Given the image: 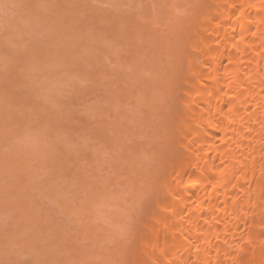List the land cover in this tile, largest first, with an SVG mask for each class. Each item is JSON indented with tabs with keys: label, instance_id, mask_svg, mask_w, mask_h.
<instances>
[{
	"label": "rangeland",
	"instance_id": "374dc122",
	"mask_svg": "<svg viewBox=\"0 0 264 264\" xmlns=\"http://www.w3.org/2000/svg\"><path fill=\"white\" fill-rule=\"evenodd\" d=\"M141 1L142 0H135V1H133V0H0V157H1V155H4V156L6 155L5 157L2 156L4 159L6 158V161L2 160V162H1V159H3V158H0V162H1L0 164H2L4 167V168H0L1 169V171H0V186H1L0 187V195L2 196V197L0 196V226H2V227H0L1 228L0 229V250H1L0 251V264H19V263L20 264H25V263L26 264H37V262L39 264H50V263L51 264H55V263L56 264H63V263L64 264H69V263L70 264H73V263L74 264H94V262H95V264H102V262H104V260H105V259L102 260L103 259L102 255H104V258H106V257L110 258L113 256V254L109 251H113L114 246H115V242L117 240L118 241L125 240V238L128 237L130 235V233H131L130 236H132V234L134 236V234H135V236L138 237V235L140 233H143L145 231V228L143 225L144 221H142L139 218H138L139 220H137L138 216H136V214L138 212H140V210H141L140 213H143V208L145 205H147L149 203L148 201H150V196H148L149 194L145 195L146 193L141 194V192H140L141 190L135 191L136 188L135 189H133V188L135 186H137V188L138 187L140 188V186H141V188H142L144 185L143 184L144 181H142V180L146 179V177H149L150 175L156 176L157 173L160 172V166L158 167L156 164L152 163L153 162V156L152 155L154 154L153 153L154 150L156 151L155 147H156L157 143L160 141V138L158 139V137H157V135H158L157 130L159 128V127L157 128V126L158 125L161 126V124H159L160 122L158 120H162V119H160L161 117H159V115H157L158 111L152 106L151 100H150L152 98V95L154 92V90H153V87L155 88L154 85L156 83L157 84L159 83L158 82L159 79L161 80V77L159 78L158 75L159 74L162 75V72L157 71L158 68L156 69V65L153 64L156 61L158 62V59L157 60L155 59L152 61L150 60L151 58H157L159 56V54L157 51L158 49L155 48V46L152 42L153 41V39H151L152 33H149V32L153 29L156 31L155 33H158L159 28H160L159 34L163 33L164 30L166 32V26L168 25L167 23L173 22V24H174V22H175L174 16H176L178 14V12H179V15H181L183 13H187L188 15L193 16V13H192L193 11L192 12H189V11L186 12V10H188V7H186L187 8L186 10H184L186 4H184V2L182 3V1H181V4H179L178 2H177L178 3L177 4L176 0L168 1V3H167V0H159V1H157V0L152 1L151 0L152 2H149V0H147L148 2L146 0H143L142 2ZM183 1H187V2H185L187 4L189 2L188 0H183ZM156 2H158V3L156 4ZM173 2H175L174 6H173ZM149 3L152 4V6ZM182 4H184V6H183L184 8L181 7ZM146 5H147V7H146ZM157 5H158V7L162 6L161 10L163 9L164 11L162 10V12L158 13L159 8L158 7L156 8ZM148 6H150V7H148ZM163 6H165V7L163 8ZM187 6H189V4ZM145 7H146V9H145ZM173 7H174V9H173ZM166 8L170 10V11H168V13L165 12V10H167ZM120 9L121 10L123 9V10L120 11ZM179 9L182 11V13L179 11ZM130 10L132 12H130ZM135 10H137V11H135ZM176 10H177V12H176ZM145 11L146 12L148 11V12L146 13ZM116 12H117V14H116ZM123 12H125V13H123ZM155 12H157L158 14H155ZM127 13H129V14H127ZM148 13H149V15H148ZM169 13H171L173 15L170 14L168 16ZM130 14L131 15L133 14L132 16H135L133 18H137V19H133V22H136L137 24H139L138 25L139 27H137V28H139V30L142 26L141 25V22H142V24H144L145 26L146 25H147V27L149 26L150 31L148 32L149 29L147 30V28L142 26L141 33H139L138 32L139 30H137V36L135 34L133 35L132 33H136L135 32L136 31L135 26H134L135 23H133L134 27L132 26V24H130L132 21L130 18L132 16ZM159 14H162L161 16L163 19H161V20H163V22L160 20L161 16H159ZM156 15H158V16H156ZM117 16L120 18H118ZM171 16H173V17H171ZM153 17H154V20H156V18H157L158 22L154 21ZM158 17H159V19H158ZM190 17L188 16V18H190ZM180 18H182V17H180ZM121 19H126V21L121 20ZM128 19H129V21H127ZM148 19H149V21H148ZM134 20H139V21H134ZM164 20H165V24H164ZM184 20L186 21V23H188L187 17ZM122 22H125V24ZM151 22H153V23H151ZM157 24H158V27H157ZM189 24H190V22H189ZM123 25H124V27H123ZM130 27H131L132 31L133 30H135V31L132 32L130 30ZM152 27H154V28H152ZM117 28H118V30H117ZM157 28H158V30H157ZM168 28L170 29V27H168ZM113 30H115V31H113ZM162 30H163V32H162ZM151 32H153V31H151ZM76 33H77V35H75ZM126 33H127L129 39L126 36ZM130 33L133 36H136V37H134V39H135V42H133L134 46H133V44L129 45V42L132 43V41H133V40L132 41L130 40V37H131ZM120 34L122 35V36H120L121 39L117 36ZM124 34H125V37H123ZM78 35H79V37H76ZM138 35H140L139 38H138ZM148 35H151V36H148ZM155 35L156 34H154V36ZM122 37H123V39H122ZM74 38H75V40H74ZM152 38H154V37H152ZM150 39L152 40L151 41L152 43H150ZM119 40H121V41H119ZM116 41H117V43H116ZM86 43L88 45H86ZM154 43H156V45L157 44L161 45V43L156 42V40ZM136 45H138V47H141V48H138ZM129 46H131L133 48V51L130 50L132 48H129ZM134 49L135 50L138 49V50H136L137 52H134ZM69 51H70V53H69ZM122 51L125 53V55ZM151 51H154V52L156 51L158 56L156 57L157 54L154 55L155 53L154 52L151 53ZM132 52H134V53H132ZM140 53H141V55H140ZM152 55H154L155 57H152ZM87 56H90V57H87ZM132 57H133V59H132ZM90 61H91V63H90ZM143 62L145 63L146 66L143 64ZM149 62L151 64H150V66H147L149 64ZM99 64H101V66ZM97 65H98V67H97ZM132 65H133V67H132ZM104 68H105V70H104ZM115 69L118 70L119 72L116 71ZM99 71H101V72H99ZM103 71L104 72L106 71L107 73H104ZM112 71H114V72L116 71V72L112 73ZM109 73L112 74V77H111V74H109ZM100 74H101V76H100ZM122 74L124 75V78H123ZM91 75H92V78L90 79ZM113 75H115V77ZM138 75H139L140 80L138 79ZM120 76L122 78H120ZM88 77H89V79H88ZM95 77H99V79L97 78V80H96ZM128 77L129 78L131 77V79H132V77H134V78L132 80L131 79L129 80ZM112 78H114V79H112ZM121 79L122 80L125 79L124 82H122ZM156 79H157V81H156ZM101 80H102V82H101ZM98 81L101 85L98 83ZM109 81H111V82L109 83ZM131 81L134 82L133 83L134 85L132 84ZM140 81L142 82V84L140 83ZM130 83L132 85H129ZM148 86L150 87V89L148 88ZM133 87H135V89ZM106 88H107V90H106ZM130 88H132L133 90L132 89L130 90ZM136 89H138V90H136ZM81 90H82V92H81ZM101 90H102V92H101ZM122 90H123V92H122ZM75 92L77 94H75ZM129 92L131 94H128ZM139 92H140V96H139ZM82 94H84V95H82ZM132 94H133V96H132ZM96 103L98 104V108L96 107V105H97ZM99 105L101 107H103V109H101ZM120 106H122V107H120ZM8 107H10V108H8ZM86 108H88V109H86ZM113 110H115V112ZM63 112L65 113V115ZM105 112H106V114H105ZM150 112H155V113H150ZM90 113H92V114H90ZM9 114H11V115L9 116ZM152 114H154V115L156 114L157 116H154ZM42 115H44V116L47 115V117H44ZM57 115H58V117L55 118ZM128 115L130 117H128ZM60 116H61V118H60ZM62 116H64V117H62ZM67 116H69V117H67ZM141 116H142V118H141ZM53 117H54V119H53ZM105 117H107V118H105ZM158 117H159V119H158ZM40 118H41V120H40ZM62 118H64V120H62ZM103 118H105V120ZM153 118H154V120H152ZM44 120H45V122H44ZM145 120H147V121H145ZM106 121L108 123H106ZM40 122H41V124H40ZM42 122H44L45 124H42ZM55 122H57V123H55ZM150 122H152V123H150ZM33 124H34V126H33ZM138 124H140V125L138 126ZM40 126L41 127L44 126V127H42L40 129L39 128ZM48 127H50V128H48ZM55 127H56V129H55ZM125 127H127V128H125ZM96 128H97V130H96ZM105 128H106V130H105ZM44 130L47 131V133ZM111 131H113V132H111ZM68 132L70 133V136H69ZM151 132H154L155 134L154 133L150 134ZM97 133H100V134H97ZM137 133L139 135H137ZM49 134H50V136H53L55 138L54 142L52 141L54 138L52 137L53 138L52 139L49 136ZM112 134H114V135H112ZM57 135H58V137H57ZM132 135H133V138L135 140L132 139ZM153 135H155V136H153ZM33 136H34V138H33ZM45 137H46V139H45ZM118 139L120 141H122V140H124V141L119 142ZM125 139L126 140L129 139V140L126 141ZM30 140H31V142H30ZM40 140H42L41 141L42 143L39 142ZM114 141H117L118 144H117V142H114ZM122 143L124 145H122ZM28 144H30V146ZM66 144H68V145H66ZM44 145H45V147L46 146L47 147L45 148ZM55 145H59V146L56 147ZM105 145H106V147H105ZM108 145H109V147H108ZM10 146H11V149H10L11 151L9 150ZM77 146H78V148H80V150L77 148ZM100 146H101V148H100ZM111 146H113V147L111 148ZM21 147L23 150H21ZM52 147H54V148H52ZM60 147H61V149H60ZM86 147H89V148H86ZM135 147H136V149H135ZM36 148H37V150H36ZM34 149L36 150V152ZM114 149H115V152H117L116 153L117 155L114 153ZM151 149H154V150H151ZM118 150H120V151H118ZM121 150H123V151H121ZM139 150H141L142 153ZM26 151H28L27 156L24 155V154H26ZM23 152H24V154H23ZM47 152H48V154H47ZM119 152H120V154H119ZM42 153H45V154H42ZM59 153H60L61 158L59 157ZM78 153H79V155H81L80 157H79ZM20 155L22 156V158H24V157L28 158L29 157V159H27V158H25L26 160L21 159V158L19 159L18 156H20ZM112 155H114V156H112ZM140 155H141V157H140ZM7 156H9V158H8L9 162H7ZM64 156L65 157L68 156V157H66L67 159ZM12 157H14L13 159L18 160L17 162L15 161L16 164L13 163L14 160L12 159ZM62 157H64V158H62ZM30 158H32L31 159L32 161H30ZM52 158L54 160L56 159L57 161L52 160ZM76 158H78V159H76ZM113 158H117V160L116 159L112 160ZM22 160H23V162L27 161L23 164V166H22L23 168L21 167V165L23 163ZM69 160H71V161L69 162ZM148 160H149V162H147ZM58 161L60 163H58ZM18 162H20V163H18ZM8 163L10 165H8ZM11 163H13L15 165L12 164L13 167H11ZM30 163H32L31 167L29 166ZM34 163L36 165H34ZM27 164L29 167L27 166ZM47 164H49L50 166ZM79 164H82V165H79ZM2 165H0V166L2 167ZM17 165L20 168L18 170L19 172L21 170L23 171L25 169L26 170L29 169V171H30V172L24 171V172H28L26 175L24 172L23 173H21L22 171L20 172V174H22L21 176H22L24 181H22L21 176H18V174H19L18 172H17V174H15V173L12 174V173H8V171H7V169L9 168V171L12 170V172H13L14 168L17 169V167H18ZM44 165H47V166H44ZM150 165L155 166V167H152ZM5 166H7L6 167L7 169L5 168ZM14 166H17V167H14ZM101 166H102V168H101ZM24 167H25V169H24ZM52 167L55 169L53 170ZM135 167H137V168H135ZM138 167H139V169H138ZM56 168L58 171H56ZM69 168H70V172L68 171ZM94 168H96V169H94ZM152 168H155L156 171H153ZM15 169H14V172L17 171ZM35 169H36V171H34ZM133 169H135V171ZM148 169L153 174L149 175ZM3 170L5 172L7 171V173L3 172ZM53 171L54 172L56 171L58 176L55 175ZM1 172H2V175H1ZM58 172H60V173H58ZM154 172H157V173H154ZM32 173H34V174H32ZM64 173L66 174V177L64 176ZM6 174H8V175L6 176ZM60 174H62V176ZM114 174H115V177L113 178ZM3 175H5V176H3ZM11 175H12V177H11ZM23 175L26 178L28 177L27 178L28 183H27L26 179H24ZM132 175H133V177H132ZM134 175H136L137 177ZM55 177H57V178H55ZM14 178L15 179L18 178L17 179L18 184L16 185V187L20 184H22L23 186L21 187V185H20V186H18L17 189H15L13 187L16 184ZM64 178L66 180H64ZM120 178H122V179H120ZM132 178H134V179L132 180ZM12 179H13V181H12ZM79 179H80V181H79ZM91 179H92V181H91ZM95 179H96V181H95ZM135 179H137V180H135ZM20 180L22 183L20 182V184H19ZM77 180H78V182H77ZM11 181L13 184H11ZM25 181H26L27 186L23 183ZM115 181H116V183H115ZM133 181L136 182L137 184H135ZM75 182H76V184H75ZM35 183H37V186H38L37 188H36ZM61 183H62V185H61ZM82 184L83 185L85 184V186H82ZM112 184H113V186H112ZM133 184H135V186ZM30 185L33 186L34 188L29 187ZM47 185H49L51 187H49ZM79 185H81L82 187ZM127 185H129V186H127ZM42 186H44L45 189L42 188ZM45 186H47V187H45ZM92 186L95 188H93ZM101 186H103V187H101ZM11 187L14 188L15 190L11 189ZM39 187L41 188V191L39 190L40 189ZM89 187H90V189H89ZM18 189L19 190L22 189V190H20L21 195H19L20 193L17 194V192H19ZM16 190H18V191L15 193ZM42 190H44V191H42ZM26 191H29L30 193L29 192L26 193ZM12 192H13V194H12ZM1 193H3L5 199L3 198V195ZM49 193H50L51 197L47 196V195H49ZM93 193H95L96 196H93L94 195ZM14 194H16V195H14ZM44 194H45V196H44ZM56 194H58L59 198H57ZM66 194H67V196H66ZM83 194H85V195H83ZM126 194H127V196H126ZM136 194L139 197H137ZM25 195H27V196L25 197ZM28 195H30V197ZM6 196H7L8 200L11 198L12 199L8 202ZM9 196H10V198H9ZM12 196L15 198L16 197L18 198V196H19V199H17V198L14 199ZM34 196H35V198H34ZM20 197H22V199L25 200L24 204H23L24 201L20 200ZM28 197H29V199H26ZM133 197H135V199ZM2 199H3V201H1ZM13 200H15V201H13ZM16 200H18L19 202L21 201L20 203H22V204L17 203L18 201H16ZM29 200H31V201H29ZM33 200H35L37 203ZM38 200L40 201V204H39ZM63 200H65V202ZM138 200H140V201H138ZM12 201L15 203H12ZM62 202H64L66 205L63 204ZM146 202H148V203L146 204ZM10 203H11V205H10ZM105 203H106V206L110 207L109 210L107 209L109 207L105 208ZM151 203L152 204L149 205L150 207L148 206L149 209L155 207V204L153 202H151ZM12 204H14V206ZM16 204H18L19 207L23 208L24 212L26 211V213H24L23 210H21V208L19 209L18 205L15 206ZM61 205H63L64 207ZM81 205H82V207H81ZM92 205H95V207ZM26 206L27 207L29 206V208H27ZM87 206H88V209H87ZM14 207L17 208L16 211H14L16 209ZM34 207L36 209H33ZM92 208H94L95 210H93ZM148 208L145 206L144 209L147 210ZM1 209H2V211H1ZM31 209L33 210V212H31ZM79 209H80V212H78ZM36 210H37V212H39V215H38V213H36ZM86 211H87V213H86ZM104 211H105V214H104ZM134 211H135V213H134ZM27 212H29V213L27 214ZM30 212L32 213V215L36 214L37 216H35V215L32 216ZM84 212H85V214H84ZM22 213H24V215ZM48 213H50L51 215ZM20 214H22V215H20ZM13 215H15V216L18 215V216H16V218H15V216H13ZM41 215H42V218H41ZM10 216H13V218ZM19 216L20 217L22 216L23 218H20ZM67 218L69 221H67ZM12 219H14V220H12ZM30 219L31 220L33 219V221H30ZM47 219L49 220V222ZM24 221L25 222L27 221L26 222L27 224ZM14 222H16L17 224ZM70 222H72V223H70ZM122 222H124V223H122ZM120 223H122V224H120ZM55 224H57V225L55 226ZM15 225H17V226H15ZM23 225L26 227L23 228L24 227ZM42 225H45V226L42 227ZM53 225H54V227L51 228ZM72 225H74L75 227L74 226L72 227ZM115 226H116V228H115ZM45 227H46V230H45ZM47 227H49V228H47ZM87 227L88 228L90 227V229H88ZM55 228L58 230L56 231ZM72 228L75 230V232L73 231ZM42 229H44V230H42ZM103 229H104V231H103ZM17 230H18V232L22 231V232H20V235L17 234L18 233V232H16ZM32 230H34V231H32ZM6 232H8V233H6ZM32 232L34 233V235L31 234ZM50 232L53 234L51 235ZM23 233H25V234H23ZM114 233L118 234L119 237H118V235H115ZM14 234H16V235L13 236ZM21 234H23V235H21ZM28 234L32 235V236H29ZM54 234H56V236ZM65 234H67V235H65ZM6 235H7V237H6ZM24 235H26L27 237L29 236V237L26 238V236H24ZM73 235H75V236H73ZM88 235L91 237V239H90V237H88ZM113 235H114V238H113ZM60 236H61V238H60ZM66 236L68 238H66ZM31 237H32V239H31ZM55 237H57V239ZM71 237H73V238H71ZM93 237L94 238L97 237L99 240L97 238L94 239ZM121 237H123V238H121ZM13 238H16L15 240L17 242H15V244H13L15 241ZM47 238H49V240ZM74 238H75V241L77 240V243H75V245H74V243L72 244V242H75ZM120 238H121V240H120ZM8 239H10V240H8ZM54 239H56V240L59 239L60 241L56 242V240H54ZM72 239H73V241H72ZM64 240H65V243L63 242ZM81 241H83V242H81ZM20 243L23 245H19ZM29 243H31V245ZM57 243H58V246L56 245ZM63 243L67 244V246L65 245V247H64ZM68 243L71 244L72 248L69 247ZM78 243H79V246H78ZM39 244H40V246H38ZM48 244L50 246H48ZM52 244H54V245H52ZM24 245H25V248L22 249ZM80 245H82V246H80ZM74 246H76V247H74ZM57 247L59 250L57 249ZM77 247H79V248H77ZM81 247H83V248L86 247V248L83 249ZM97 247H99V248H97ZM33 248L35 249V252H34ZM42 248H44V249H42ZM70 248L72 249L73 252L70 250ZM97 249L99 252L97 251ZM26 251H29V252L27 253ZM35 253H37V254L42 253L44 255L39 254L36 257ZM64 253H65V255H64ZM73 253H74V255H73ZM6 254H7V257L5 256ZM79 254H80V257H79ZM33 255H35V256H33ZM40 255H42V256L49 255L50 257L49 256L48 257H41ZM62 255H63L64 259L62 258ZM18 256L23 261L21 259H19ZM38 256H39V258H38ZM58 257H60V259ZM3 258L4 259L6 258V260H4ZM42 258H44V259H42ZM34 259H36V261ZM18 260H21V261H18ZM24 260H27V261H24ZM49 260L53 261V262H50ZM61 260H62V262H60ZM28 262H30V263H28Z\"/></svg>",
	"mask_w": 264,
	"mask_h": 264
},
{
	"label": "bare ground",
	"instance_id": "6f19581e",
	"mask_svg": "<svg viewBox=\"0 0 264 264\" xmlns=\"http://www.w3.org/2000/svg\"><path fill=\"white\" fill-rule=\"evenodd\" d=\"M133 1H135V0H133ZM152 1L149 0V2H152ZM157 1H159V0H157ZM168 1H171V0H167V3H168ZM172 1H174V0H172ZM181 1H182V3L184 2V4H186L184 10H186L187 9L186 7H188V10H186V12H188V11L192 12L193 11L192 12L193 16L188 15L187 13H183V14H181L182 15L181 16V15H179V12H178V14L176 13L177 12V10H176L175 13L177 15L175 14L176 16H174L175 17L174 24H173V22H169V23L166 22L168 24L167 26L165 25L166 26V32H165V30H164V32L162 30L163 33H160L161 35L159 34L160 28H159V30L157 28L158 33H155L156 31L152 29L151 31H153L154 32L153 33L150 31L149 26L147 27V25L145 26L141 22V25L144 26L145 28H147V30L149 29L148 30V32L150 31L149 33H152V36L148 35V36H151V39H153V41L150 39V43L153 42L155 48L158 49L157 51H158L159 56L156 53V51L155 52L151 51V53L152 52L155 53L154 55L157 54L156 57L157 56L158 57L157 58H151L150 60L152 61V60L158 59V62L156 61L153 64L156 65V69L158 68L157 71L162 72V75H160V74L158 75L159 78L161 77V80L159 79V81H158L159 83L158 84L156 83L154 85L155 86V88L153 87L154 92H153L152 98L150 99L152 106L158 111L157 115H159V117H161L160 119H162V120H158L160 122L159 124H161V126H159V125L157 126V128L159 127L157 130L158 131L157 137H158V139L160 138V141L157 143V145L155 147L156 151L154 149H151V150H154V152H153L154 154L152 155L153 156V162L152 163L156 164L158 167L160 166V172H158V171H157L158 173L154 172V173H157V175L151 176L150 174H153V173H151L148 169L150 176L147 174L149 177H146V179L142 180V181H144V183H143L144 188L143 187L141 188V186H140V188L139 187L137 188V186H135V184H137V183L133 181L135 183V184H133L135 186L133 189L136 188L135 191L141 190L140 191L141 194L142 193H144V194L146 193L145 195L149 194L148 196H150V201L155 204V207L149 209L148 206L151 205L152 203L150 201H148L150 204L148 202H146V204L147 203L148 204L145 206L148 209L147 210L144 209L145 208V206H144L143 213H140L141 212V210H140V212H138L136 214V216H138L137 220L141 219L142 221H144L143 225H144L145 231L143 233H140L138 235V237H136L135 234H134V236H133V234H132V236H130L131 235V233H130V235L128 234L129 236L126 237L127 239L125 238V240H123V241H118V240L116 241L115 240L116 242H115L114 249L112 248L113 251H109L113 254V256L110 258H108V257L104 258V255H102L103 259L102 258L101 259L102 260L105 259V260H104V262H102V261L101 262H102V264H264V0H188L190 2V3L188 2L189 6H187L188 4L185 3L187 1H183V0H176V3L178 2L179 4H181ZM157 3L158 2H156V4ZM174 3L175 2H173V6H174ZM184 4L181 5L182 8H184L183 7ZM150 5L152 6V4H150ZM146 7H147V5H146ZM146 7H145V9H146ZM148 7H150V6H148ZM157 7H158V5L156 6V8ZM161 7L160 6L158 7L159 8L158 13L162 12L163 9L161 10ZM164 7L165 6H163V8ZM173 9H174V7H173ZM122 10L120 9V11H122ZM135 11H137V10H135ZM168 11H170V10L169 9L165 10L166 13H168ZM179 11L182 13V11L180 9H179ZM130 12H132V11L130 10ZM123 13H125V12H123ZM158 13L155 12V14H158ZM171 13H169L168 16ZM116 14H117V12H116ZM127 14H129V13H127ZM148 15H149V13H148ZM161 15L162 14H159V16H161ZM171 15H173V14H171ZM156 16H158V15H156ZM177 16L178 17L180 16L182 18H180V17L178 18ZM188 16L189 17L191 16L190 17L191 19L188 18ZM133 17H135V16L130 17L132 21H131V23L130 22L129 23L132 24V26H133V23H135L134 26H135L136 31L135 30H133V31H135L136 33H132L133 32L131 30L132 26L130 27V30L132 31L131 33L133 35L135 34L137 36V30H139V28H137V27H139L138 26L139 24H137L136 22H133V19H137V18H133ZM154 17H153V20H154ZM171 17H173V16H171ZM184 17L185 18L187 17L188 23H186V21L184 20L185 19ZM118 18H120V17H118ZM129 19L127 21H129ZM158 19H159V17H158ZM161 19H163L162 16L160 17V20ZM121 20L126 21V19H121ZM165 20H164V24H165ZM134 21H139V20H134ZM148 21H149V19H148ZM154 21H157V18ZM161 21L163 22V20H161ZM153 22H151V23H153ZM189 22H190V24H189ZM122 23L125 24V22H122ZM142 26H141V28H142ZM123 27H124V25H123ZM157 27H158V24H157ZM168 27H170V29ZM141 28L138 31L139 33H141ZM152 28H154V27H152ZM117 30H118V28H117ZM113 31H115V30H113ZM131 33H130V36H131L130 40L131 41L133 40V41H132V43H130L129 41L128 42H129V45L133 44V46H134L133 42H135L134 37H136V36H133ZM121 34L117 35L120 39H121L120 36H122ZM154 34H156V35L154 36ZM75 35H77V33ZM79 35L76 37H79ZM126 36L128 38L127 33H126ZM139 36L140 35H138V38H139ZM123 37H125V34ZM123 37H122V39H123ZM152 37H154V38H152ZM74 40H75V38H74ZM155 40H156V42H160L161 45H158V44L156 45V43H154ZM117 41H116V43H117ZM119 41H121V40H119ZM86 45H88V44L86 43ZM136 46L138 47V45H136ZM129 48H132V47L129 46ZM138 48H141V47H138ZM130 50L133 51V48ZM136 50H138V49H136ZM136 50L134 49V52H137ZM134 52H132V53H134ZM69 53H70V51H69ZM141 53H140V55H141ZM124 55H125V53H124ZM154 55H152V57H155ZM87 57H90V56H87ZM132 59H133V57H132ZM90 63H91V61H90ZM143 64L145 65L144 62H143ZM150 64L151 63L149 62V64L147 66H150ZM99 65L101 66V64H99ZM97 67H98V65H97ZM132 67H133V65H132ZM105 68H104V70H105ZM101 71H99V72H101ZM116 71H118V70H116ZM113 72L114 71H112V73ZM104 73H107V72L105 71ZM109 74H111V73H109ZM100 76H101V74H100ZM113 76L115 77V75H113ZM122 76L124 78L123 74H122ZM111 77H112V74H111ZM91 78H92V75H91L90 79ZM95 78H96V80H97V78L99 79V77H95ZM120 78H122V77L120 76ZM133 78L134 77H132V79ZM88 79H89V77H88ZM112 79H114V78H112ZM130 79H131V77L129 78V80ZM138 79H139V75H138ZM157 79H156V81H157ZM124 80H122V82H124ZM141 81H140V83L142 84ZM101 82H102V80H101ZM110 82L111 81H109V83ZM98 83H99V81H98ZM133 83L134 82H132V84ZM132 84L130 83L129 85H132ZM133 88L135 89V87H133ZM148 88L150 89L149 86H148ZM131 89L132 88H130V90ZM106 90H107V88H106ZM136 90H138V89H136ZM81 92H82V90H81ZM101 92H102V90H101ZM122 92H123V90H122ZM75 94H77V93L75 92ZM128 94H131V93L129 92ZM82 95H84V94H82ZM132 96H133V94H132ZM139 96H140V92H139ZM122 106H120V107H122ZM96 107L98 108V104L96 105ZM8 108H10V107H8ZM100 108L103 109V107H101V106H100ZM86 109H88V108H86ZM113 111L115 112V110H113ZM155 112H150V113H155ZM90 114H92V113H90ZM105 114H106V112H105ZM10 115L11 114H9V116ZM64 115H65V113H64ZM129 115H128V117H130ZM152 115H154V114H152ZM157 115L155 114L154 116H157ZM42 116H44V115H42ZM142 116H141V118H142ZM44 117H47V115ZM57 117H58V115L55 118H57ZM62 117H64V116H62ZM67 117H69V116H67ZM159 117H158V119H159ZM60 118H61V116H60ZM105 118H107V117H105ZM105 118H103V119L105 120ZM53 119H54V117H53ZM40 120H41V118H40ZM62 120H64V118H62ZM152 120H154V118ZM145 121H147V120H145ZM44 122H45V120H44ZM44 122H42V124H45ZM55 123H57V122H55ZM106 123H108V122L106 121ZM150 123H152V122H150ZM40 124H41V122H40ZM140 124H138V126ZM33 126H34V124H33ZM42 127H44V126H42ZM42 127L40 126L39 128L41 129ZM56 127H55V129H56ZM48 128H50V127H48ZM97 128H96V130H97ZM125 128H127V127H125ZM105 130H106V128H105ZM45 132L47 133V131H45ZM111 132H113V131H111ZM152 133H154V132H151L150 134H152ZM97 134H100V133H97ZM58 135H57V137H58ZM112 135H114V134H112ZM137 135H139V134L137 133ZM49 136H50V134H49ZM69 136H70V133H69ZM153 136H155V135H153ZM50 137L52 138L53 136H50ZM33 138H34V136H33ZM45 139H46V137H45ZM132 139H134L133 135H132ZM54 140H55V138L52 141L54 142ZM128 140H126V141H128ZM41 141L42 140H40L39 142H41ZM122 141H124V140H122ZM122 141L119 140V142H122ZM30 142H31V140H30ZM114 142H117V141H114ZM117 144H118V142H117ZM28 145L30 146V144H28ZM66 145H68V144H66ZM122 145H124V144L122 143ZM55 146L57 147L59 145H55ZM44 147H45V145H44ZM105 147H106V145H105ZM108 147H109V145H108ZM112 147L113 146H111V148ZM52 148H54V147H52ZM77 148H78V146H77ZM86 148H89V147H86ZM100 148H101V146H100ZM10 149H11V146H10L9 150ZM60 149H61V147H60ZM78 149L80 150V148H78ZM135 149H136V147H135ZM21 150H23L22 147H21ZM36 150H37V148H36ZM36 150H35V152H36ZM118 151H120V150H118ZM121 151H123V150H121ZM139 151H141V150H139ZM27 152L28 151H26V154H24V152H23V154L27 156V154H28ZM114 153L115 154L117 153V152H115V149H114ZM141 153H142V151H141ZM42 154H45V153H42ZM47 154H48V152H47ZM119 154H120V152H119ZM78 155H79V153H78ZM2 156H4V155H1L0 158H3ZM80 156L81 155H79V157ZM112 156H114V155H112ZM18 157H19V159L21 158L24 160H26L25 158H27V157L22 158L21 155ZM59 157H60V153H59ZM64 157H62V158H64ZM66 157H68V156H66ZM140 157H141V155H140ZM8 158H9V156H7V162H9ZM13 158L14 157H12V159ZM27 159H29V157ZM31 159L32 158H30V161H32ZM76 159H78V158H76ZM114 159L117 160V158H113L112 160H114ZM2 160L6 161V158L1 159V162H2ZM13 160H14L13 163H15V161L16 162L18 161L16 159H13ZM52 160H54V159L52 158ZM70 161L71 160H69V162ZM22 162H23V160H22ZM25 162H27V161H25ZM25 162L22 163L21 167L23 166V164ZM147 162H149V160ZM13 163H11V167H13L12 166ZM18 163H20V162H18ZM35 163H34V165H36ZM58 163H60V162L58 161ZM15 164H13V165H15ZM49 164H47V165H49ZM82 164H79V165H82ZM0 165H2V164H0ZM8 165H10V164L8 163ZM47 165H44V166H47ZM17 166H14V167H17ZM27 166H28V164H27ZM29 166L31 167L32 163H30ZM102 166H101V168H102ZM150 166H152V165H150ZM6 167L7 166H5V168ZM152 167H155V166H152ZM0 168H4L3 165H2V167L0 166ZM135 168H137V167H135ZM14 169H13V172H12V170H10L11 171L10 172L9 168L7 169V171H8V173H12V174H14V173L17 174V172H18L19 173L18 176L22 175V174H20V172L22 170L20 172L18 171L20 169L19 166L17 167V169H15V170H17L16 172H14ZM24 169H25V167H24ZM54 169L55 168H53V170ZM94 169H96V168H94ZM138 169H139V167H138ZM133 170L135 171V169H133ZM152 170L156 171L155 168H152ZM0 171H1V169H0ZM7 171L5 172L3 170V172H5V173H7ZM24 171L30 172L29 169L28 170L25 169L21 173H23ZM34 171H36V169ZM56 171H58L57 168H56ZM56 171L55 172L53 171L55 175H57ZM68 171L70 172V168ZM28 172H24L25 175ZM58 173H60V172H58ZM32 174H34V173H32ZM62 174H60V175L62 176ZM1 175H2V172H1ZM7 175L8 174H6V176ZM3 176H5V175H3ZM64 176L66 177L65 173H64ZM134 176H136V175H134ZM11 177H12V175H11ZM23 177H24V175H23ZM114 177H115V174H114L113 178ZM132 177H133V175H132ZM21 178H22V176H21ZM27 178L24 177V179H26V181H27ZM55 178H57V177H55ZM17 179H15V182H16L15 186L12 185L15 189H17L18 186H20V185H21V187L23 186L22 184H20V182H21V180H20L19 181L20 185H18L16 187V185L18 184ZM120 179H122V178H120ZM133 179L134 178H132V180ZM64 180H66V179L64 178ZM135 180H137V179H135ZM12 181H13V179H12ZM12 181H11V184H13ZM22 181H24L23 178H22ZM26 181L23 183L27 186ZM79 181H80V179H79ZM91 181H92V179H91ZM95 181H96V179H95ZM77 182H78V180H77ZM27 183H28V181H27ZM37 183H35L36 188L38 187ZM115 183H116V181H115ZM75 184H76V182H75ZM61 185H62V183H61ZM47 186H49V185H47ZM47 186H45V187H47ZM79 186H81V185H79ZM82 186H85V184L84 185L82 184ZM112 186H113V184H112ZM127 186H129V185H127ZM29 187L34 188L31 185ZM49 187H51V186H49ZM101 187H103V186H101ZM14 188L11 187V189H14ZM42 188H44V186H42ZM93 188H95V187H93ZM89 189H90V187H89ZM18 190H16L15 193ZM20 190H22V189H20ZM20 190H19V192H17V194L20 193ZM39 190L41 191V188ZM42 191H44V190H42ZM13 192H12V194H13ZM28 192L29 191H26V193H28ZM1 194L3 195V193H1ZM93 194H94L93 196H96L95 193H93ZM14 195H16V194H14ZM19 195H21V193ZM56 195H57V198H59L58 194H56ZM83 195H85V194H83ZM10 196H9V198H10ZM26 196L27 195H25V197ZM28 196L30 197V195H28ZM44 196H45V194H44ZM47 196L51 197L50 193ZM66 196H67V194H66ZM126 196H127V194H126ZM29 197L26 199H29ZM137 197H139V196L137 195ZM3 198H4V195H3ZM6 198H7V196H6ZM13 198L16 199L17 197L16 198L13 197ZM34 198H35V196H34ZM133 198L135 199V197H133ZM11 199L8 200V198H7L8 202ZM17 199H19V196ZM20 200L24 201L23 204L25 203V200L22 199V197H20ZM1 201H3V199ZM13 201H15V200H13ZM13 201H12V203H15ZM16 201H18V200H16ZM29 201H31V200H29ZM33 201H35V200H33ZM63 201L65 202V200H63ZM138 201H140V200H138ZM20 202L18 201L17 203H20ZM38 202L40 204L39 200H38ZM64 202H62V203L65 204ZM20 204H22V203H20ZM10 205H11V203H10ZM12 205L14 206V204H12ZM17 205L18 204H16L15 206H17ZM61 206H63V205H61ZM92 206L95 207V205H92ZM81 207H82V205H81ZM106 207H109V206H106V203H105V208ZM14 208H16V207H14ZM18 208L20 209L21 207H19V205H18ZM27 208H29V206ZM2 209H1V211H2ZM33 209H36V208L34 207ZM87 209H88V206H87ZM92 209L95 210L94 208H92ZM107 209L109 210L110 207ZM16 210H17V208L14 211H16ZM21 210H23V208H21ZM23 212H24V210H23ZM31 212H33L32 209H31ZM78 212H80V209ZM24 213H26V211ZM24 213H22V214L24 215ZM28 213L29 212H27V214ZM36 213H38V215H39V212H37V210H36ZM86 213H87V211H86ZM134 213H135V211H134ZM22 214H20V215H22ZM48 214H50V213H48ZM84 214H85V212H84ZM104 214H105V211H104ZM31 215H32V213H31ZM34 215L37 216L36 214H34ZM34 215H32V216H34ZM13 216H15V215H13ZM13 216H10V217L13 218ZM16 216H18V215H16ZM16 216H15V218H16ZM20 218H23V217L21 216ZM41 218H42V215H41ZM68 218H67V221H69ZM12 220H14V219H12ZM30 221H33V219L32 220L30 219ZM48 222H49V220H48ZM14 223H16V222H14ZM70 223H72V222H70ZM122 223H124V222H122ZM122 223H120V224H122ZM56 225L57 224H55V226ZM15 226H17V225H15ZM44 226L45 225H42V227H44ZM73 226L74 225H72V227ZM0 227H2V226H0ZM25 227L26 226H24L23 228H25ZM53 227H54V225L51 228H53ZM47 228H49V227H47ZM115 228H116V226H115ZM88 229H90V227ZM42 230H44V229H42ZM45 230H46V227H45ZM55 230L57 231L58 229L55 228ZM32 231H34V230H32ZM73 231L75 232L74 229H73ZM103 231H104V229H103ZM16 232H18V230ZM20 232H22V231H20ZM20 232H18L17 234L20 235ZM6 233H8V232H6ZM23 234H25V233H23ZM23 234H21V235H23ZM31 234L34 235L33 232ZM52 234L53 233H51V235ZM56 234H54V235L56 236ZM114 234L118 235L116 233H114ZM15 235L16 234H14L13 236H15ZM32 235H29V236H32ZM65 235H67V234H65ZM24 236H26V235H24ZM73 236H75V235H73ZM6 237H7V235H6ZM28 237L26 236V238H28ZM88 237H90V236L88 235ZM118 237H119V235H118ZM55 238L57 239V237H55ZM60 238H61V236H60ZM66 238H68V237L66 236ZM71 238H73V237H71ZM96 238H94V239H96ZM113 238H114V235H113ZM121 238H123V237H121ZM121 238H120V240H121ZM10 239H8V240H10ZM13 239L15 240L16 238H13ZM31 239H32V237H31ZM47 239L49 240V238H47ZM56 239H54V240H56ZM90 239H91V237H90ZM65 240L63 241L64 243H65ZM58 241H60V240L59 239L56 240V242H58ZM72 241H73V239H72ZM74 241H75V238H74ZM83 241H81V242H83ZM15 242H17V241L15 240L13 244H15ZM64 243H63V246L64 247H65V245L67 246V244H64ZM73 243L75 245V243H77V240L75 242H72V244ZM29 244L31 245V243H29ZM68 244H69V247L72 248L71 244L70 243H68ZM19 245H23V244L20 243ZM52 245H54V244H52ZM56 245L58 246V243ZM38 246H40V244ZM48 246H50V245L48 244ZM78 246H79V243H78ZM80 246H82V245H80ZM74 247H76V246H74ZM24 248H25V245L23 246L22 249H24ZM71 248H70V250L72 251ZM77 248H79V247H77ZM81 248H83V247H81ZM85 248L86 247H84L83 249H85ZM97 248H99V247H97ZM42 249H44V248H42ZM57 249H58V247H57ZM97 251H98V249H97ZM26 252L28 253L29 251H26ZM34 252H35V249H34ZM35 254L37 257V255L42 254V253H39V254L35 253ZM42 255H44V254H42ZM42 255H40V256L41 257H48L49 256V255H47V256L46 255L42 256ZM64 255H65V253H64ZM73 255H74V253H73ZM5 256L7 257V254ZM33 256H35V255H33ZM79 257H80V254H79ZM38 258H39V256H38ZM58 258L60 259V257H58ZM62 258H63V255H62ZM19 259H21V258L19 257ZM42 259H44V258H42ZM4 260H6V258ZM21 260H18V261H21ZM34 260L36 261V259H34ZM24 261H27V260H24ZM30 262H28V263H30ZM50 262H53V261H50ZM60 262H62V260ZM37 264H39V263L37 262ZM94 264H95V262H94Z\"/></svg>",
	"mask_w": 264,
	"mask_h": 264
}]
</instances>
